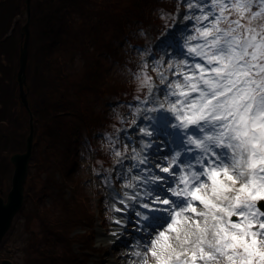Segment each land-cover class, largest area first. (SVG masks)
<instances>
[{
  "label": "clouds",
  "instance_id": "1",
  "mask_svg": "<svg viewBox=\"0 0 264 264\" xmlns=\"http://www.w3.org/2000/svg\"><path fill=\"white\" fill-rule=\"evenodd\" d=\"M161 4L83 136L79 174L110 228L96 243L128 236L120 264H264V0Z\"/></svg>",
  "mask_w": 264,
  "mask_h": 264
},
{
  "label": "trees",
  "instance_id": "2",
  "mask_svg": "<svg viewBox=\"0 0 264 264\" xmlns=\"http://www.w3.org/2000/svg\"><path fill=\"white\" fill-rule=\"evenodd\" d=\"M161 0H31L26 86L33 115L34 141L25 205L20 213L28 240L22 264H55L61 245L92 249L93 216L72 179L79 167L78 143L104 127L108 97L123 91L113 66L129 33L154 23ZM25 0H0V190L7 192L13 167L9 158L25 149L29 113L21 105L17 74ZM114 30V31H111ZM110 32V33H109ZM110 34L114 39L104 40ZM103 105V107H101ZM44 175V177H43ZM51 189L55 194L50 193ZM70 196L64 199V190ZM51 197L52 203L45 205ZM58 197V200H54ZM38 220L34 232L32 222ZM85 233L71 237V231ZM68 264H81L74 254Z\"/></svg>",
  "mask_w": 264,
  "mask_h": 264
},
{
  "label": "rangeland",
  "instance_id": "3",
  "mask_svg": "<svg viewBox=\"0 0 264 264\" xmlns=\"http://www.w3.org/2000/svg\"><path fill=\"white\" fill-rule=\"evenodd\" d=\"M142 25V24H141ZM114 31V30H111ZM110 33V32H109ZM23 35V34H22ZM104 40H114L110 34L104 35ZM29 42V40H28ZM127 40H125V43ZM23 46V44H22ZM21 46V47H22ZM22 49V48H21ZM28 51V46H27ZM21 53V50H20ZM114 70V66H113ZM110 107V102L108 103V108ZM84 136V135H83ZM82 136V140L78 143V151L80 152L81 146L83 144L88 143V141H84ZM92 141L94 142V138H92ZM80 157V156H79ZM81 159V158H80ZM80 163V161H79ZM80 166L74 171L72 175V179H77L80 183V190L82 194H80L81 198H85V206L88 209V213L92 214L93 216V226L88 229L89 232H91V239H92V248H97L98 251L92 250V249H78V245H72L70 246V253H66L64 251V248L61 245L57 246V250L60 253L59 261L55 264H68L65 262V258L68 256H71L72 254L76 255L78 257V260L81 262V264H120V260L122 257L118 255L121 246L128 242L129 237H122L120 241H116L117 244H112L111 246H98L96 243V238L98 236H104L109 231V222L104 218V209L101 207V202L103 200V197L100 198V201L97 202L95 206L92 204V197L85 191L84 185L87 183V180L84 176L79 174ZM44 177V175H43ZM50 193L55 194V191L51 189ZM4 196V195H3ZM64 199L68 198L70 196V192L68 189L64 190ZM59 198L56 197L54 200H58ZM52 198L49 196L45 199V205L48 206L52 203ZM121 208H123V205H120ZM128 216V219L130 220L129 223L125 226V229L128 231L127 233H131L134 231L136 227H138L137 224H134L133 222H136V218H134V213L128 212L126 214ZM235 219V218H234ZM23 223L24 219L19 214L14 219L12 227L6 237L4 238L3 242L0 245V262L2 260H10L12 264H22V252L21 249L24 246V243L28 240V234L23 231ZM114 223V222H113ZM113 223L111 224V227L114 228ZM38 220H34L32 222V227L34 229V232L38 228ZM85 233V229L83 228H77L74 229V231H71L70 236H80Z\"/></svg>",
  "mask_w": 264,
  "mask_h": 264
},
{
  "label": "water",
  "instance_id": "4",
  "mask_svg": "<svg viewBox=\"0 0 264 264\" xmlns=\"http://www.w3.org/2000/svg\"><path fill=\"white\" fill-rule=\"evenodd\" d=\"M30 2L26 0L27 22L23 27V46L19 58V71L17 75V81L19 86L20 102L24 108L29 112V136L26 140V150L24 153L15 154L10 158L12 165L14 166V173L12 177L11 189L4 199L2 193L0 194V243L9 231L14 217L19 213L24 203V185L26 183L29 162L32 156L33 149V117L30 112L27 94L24 91L26 77L25 70L28 60V40H29V21H30ZM264 206V202H261ZM0 264H12L10 261L3 260Z\"/></svg>",
  "mask_w": 264,
  "mask_h": 264
},
{
  "label": "bare ground",
  "instance_id": "5",
  "mask_svg": "<svg viewBox=\"0 0 264 264\" xmlns=\"http://www.w3.org/2000/svg\"><path fill=\"white\" fill-rule=\"evenodd\" d=\"M127 213H125V212H119V213H117L116 215H117V217H127V220H128V222L127 223H129L130 222V220L128 219V216L126 215ZM134 218H136L135 216H134ZM136 219H138V218H136ZM134 224H136V222H133ZM113 225H114V228L115 227H118V225H116L115 223H113ZM138 227H139V225H138ZM125 232L127 233L128 231L125 229ZM126 237V236H125ZM117 244V242H115V245ZM120 246H122V245H120Z\"/></svg>",
  "mask_w": 264,
  "mask_h": 264
}]
</instances>
